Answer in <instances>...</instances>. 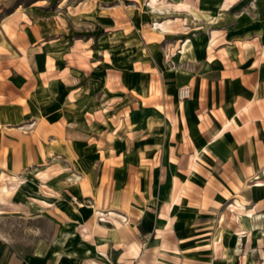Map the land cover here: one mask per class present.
<instances>
[{"label": "rangeland", "instance_id": "1", "mask_svg": "<svg viewBox=\"0 0 264 264\" xmlns=\"http://www.w3.org/2000/svg\"><path fill=\"white\" fill-rule=\"evenodd\" d=\"M57 1L36 11L64 19L53 51L88 36L92 50L69 55L70 68L21 69L1 49L0 184L1 174L18 177L1 186V200L18 206L0 214L2 261L111 264L103 251L114 264H264V207L253 213L250 201L232 199L264 192L243 185L264 177L249 167L248 122H264V0H64L56 12ZM255 54L258 67L248 68ZM184 85L190 91L181 97ZM235 96L237 109L258 97L260 113L246 111L243 125L206 145ZM25 122L34 125L19 128ZM174 196L172 233L158 252L155 228L167 219L159 209ZM97 204L131 227L100 221L85 237L81 226ZM137 241L148 248L138 259L129 250Z\"/></svg>", "mask_w": 264, "mask_h": 264}, {"label": "crops", "instance_id": "2", "mask_svg": "<svg viewBox=\"0 0 264 264\" xmlns=\"http://www.w3.org/2000/svg\"><path fill=\"white\" fill-rule=\"evenodd\" d=\"M44 1L45 0H0V56L5 55L4 53H6V52H1V49L6 50L11 55L18 58L19 60L18 66L21 69L28 68L27 65L28 66L30 65L29 66L30 68H70L72 64L69 61V55L73 54V52H75L77 49L87 48V46H89L88 47L89 50H92V48L90 47V43H91L90 39L92 37L88 36L83 41H80V37H74L72 41H70V44L66 49L62 50L60 53L54 52L53 51L54 48L55 49L58 48V46L62 45L64 41V33L61 32L62 27L64 26V22H63L64 19L56 13H54L51 16L38 15V13L36 12L37 8L42 7L45 3ZM63 1L64 0H59L56 2V9H55L56 12H58V10L61 7H63V4H61L63 3ZM223 1L225 3H228V5H231L236 0H223ZM186 3L188 4L189 2ZM64 5L67 6L68 3L66 2V4ZM251 41L252 39L247 41L243 40L241 41V45L244 48H247L250 45ZM255 57L256 54L255 56H249L250 63L247 66L248 68L258 67L257 65L258 62L256 61ZM58 58L63 61L62 65L59 66L57 65ZM212 59L213 57L210 58V60ZM81 61L84 64V66L88 65L86 60L81 59ZM103 61H106V59L104 58ZM260 63H264V60H262ZM261 69L264 70V68H260L259 70L261 71ZM238 79L241 83L240 86L242 88L243 87L242 78L240 77ZM25 83L26 82H24V84ZM241 92L243 93V91ZM237 96H235L232 101L233 104L232 114L229 115L227 120H225L221 125H219L217 131L212 136L206 139L205 142L206 145L214 142L220 136L225 134L233 123H236L238 126L243 125L241 121V115L244 114L246 111H249L250 114L252 112L257 114L260 113L259 108L253 107L256 105L254 104L255 102L253 103V101H257L258 97L254 99L251 98L248 99L249 102L247 104L241 105L239 109H237L235 106V103L237 102ZM117 109L120 110V112L122 111L120 107H118ZM100 111H102V109H97L95 112H100ZM248 122H249V137L252 138L253 141L252 147H250L251 157L249 158V167L255 168L257 170L258 169L264 170V122H262L261 118L257 115L249 118ZM33 125L34 123L32 122H25L22 123L19 126V128L30 129L32 128ZM175 130L176 128L174 126L172 133H174ZM114 148L115 147H112V149ZM0 161L4 163L6 160L4 161L3 158L2 160L0 159ZM8 164L9 167L13 165L11 161ZM189 167L195 168V162L193 161L192 156L189 161ZM1 168H3V165L0 164V169ZM1 180L2 183L0 184V193H1V186L16 184L18 182V177L16 176V174H11V175L1 174ZM146 182L148 185L149 184L148 180ZM243 185H248L251 188L254 187V188L264 189V177H256V178H254L253 176L248 177ZM144 193L148 197L149 189L146 188L144 190ZM134 195L136 197L139 196L138 194H136V192L134 193ZM232 199L233 202H236L238 200L250 201V205L246 209L253 213L256 212L257 210H260L257 209L259 205L260 207L261 206L264 207V192L259 193L255 191L254 194L250 196H245V198L241 197L239 199H234V198ZM177 200H178V196H174L171 200L164 201L163 204L161 205V208L159 209L160 210L159 212H161V214L166 216L167 219L165 220L166 226L164 228H159V227L155 228V232H156L155 236L161 238V244L154 247V249L158 250V252H160L159 247L167 245V237L169 234L172 233L171 228H172L173 218L171 211L173 205L177 203ZM47 204L50 203L47 202ZM236 207H238V209L235 211L238 214H240V212L245 210V208H240L241 206L239 205H237ZM6 208L14 209V208H18V206L13 200L11 201V199L7 200V198H5L2 201L0 198V214L5 212ZM114 215H117L118 219H113ZM141 215L143 216V214L139 212V216ZM254 215L255 214H253L252 217ZM242 217L244 220L248 222L249 221L256 222L262 219L261 217L260 219L259 218L250 219L246 216H242ZM127 220L128 218L124 214L116 213L115 211L110 209H105L101 205L97 204V205H93L91 222H89L87 225L81 226L80 230L85 237H89L91 235L92 228L95 227V225H101L100 221H109V222L116 221L121 226L128 228L131 227V225H129ZM138 223L143 225V221L141 220ZM241 226L245 229H248L250 228L249 227L250 223H248V225L247 223H244V225ZM252 227H255V224ZM135 236L137 237L138 235L136 234ZM243 237H247V236H243ZM123 238H124L123 241L128 240L126 235H123ZM97 240L101 241L103 239H99L97 237ZM183 240L184 239H180V240L177 239V241H183ZM104 243H108V242L104 241ZM129 250L132 252L133 254L132 256L138 259L144 252L148 250V248L140 244V241H137L130 243ZM99 253L104 255V257L107 258L111 264H114V262H112L109 259L108 252L104 253L103 251H100ZM93 261L98 262L99 264H108L99 258H93ZM131 261L137 262V264H141L143 259L141 258L139 259V261L138 260L136 261L131 260ZM20 263H21L20 260L16 256H11V255L8 257L6 261H2V254L0 252V264H20ZM123 263H127V262L124 261Z\"/></svg>", "mask_w": 264, "mask_h": 264}, {"label": "built area", "instance_id": "3", "mask_svg": "<svg viewBox=\"0 0 264 264\" xmlns=\"http://www.w3.org/2000/svg\"><path fill=\"white\" fill-rule=\"evenodd\" d=\"M190 88L188 85H184L179 89V94L181 97H185L189 94ZM123 264H127V263H123Z\"/></svg>", "mask_w": 264, "mask_h": 264}]
</instances>
